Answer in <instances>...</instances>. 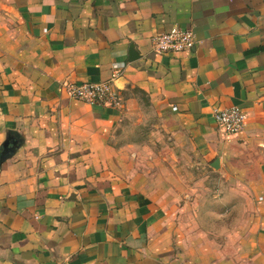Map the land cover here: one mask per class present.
<instances>
[{
	"label": "crops",
	"instance_id": "1",
	"mask_svg": "<svg viewBox=\"0 0 264 264\" xmlns=\"http://www.w3.org/2000/svg\"><path fill=\"white\" fill-rule=\"evenodd\" d=\"M173 26L195 48L154 52ZM115 63L120 107L69 95ZM232 105L227 135L213 112ZM7 137L0 264H264V0H0Z\"/></svg>",
	"mask_w": 264,
	"mask_h": 264
},
{
	"label": "built area",
	"instance_id": "2",
	"mask_svg": "<svg viewBox=\"0 0 264 264\" xmlns=\"http://www.w3.org/2000/svg\"><path fill=\"white\" fill-rule=\"evenodd\" d=\"M197 40L192 29L173 26L166 32L151 37V48L156 53H178L195 48ZM110 78L98 82L71 83L68 93L71 97L88 104L102 105L113 108L121 106V94L115 84L121 66H111ZM245 114L238 106L215 109L213 119L227 135L241 132L245 124Z\"/></svg>",
	"mask_w": 264,
	"mask_h": 264
},
{
	"label": "rangeland",
	"instance_id": "3",
	"mask_svg": "<svg viewBox=\"0 0 264 264\" xmlns=\"http://www.w3.org/2000/svg\"><path fill=\"white\" fill-rule=\"evenodd\" d=\"M187 170L191 173L190 175L192 174H195L194 175V178L196 176H199V180L201 181V185L199 186V189H201V192H212L213 194H218V193H221V191L224 189L222 188V186L219 184V182L216 180H213L211 179L209 176H211L213 173L211 171V169L209 168V166L207 164H203V166L200 168H196L195 166L191 165L190 167H187ZM192 180L193 179H190V182L187 183V186L191 187L193 186L192 184ZM224 185V184H223ZM236 185V184H235ZM190 188L187 187V190H189ZM204 201H206V204H204L203 206H208V200H206L204 198ZM240 201H237L240 205ZM189 216H187L188 218ZM209 216L208 215H204L202 214L201 215V223H203V225L205 224V221L207 220ZM236 217V216H235ZM193 218L190 217L189 219ZM213 219H216L218 220V224H225V216H217V217H212ZM223 232H219V234H221ZM220 235H218L219 237ZM208 237V236H206Z\"/></svg>",
	"mask_w": 264,
	"mask_h": 264
},
{
	"label": "water",
	"instance_id": "4",
	"mask_svg": "<svg viewBox=\"0 0 264 264\" xmlns=\"http://www.w3.org/2000/svg\"><path fill=\"white\" fill-rule=\"evenodd\" d=\"M129 54H130V60H134L136 58L132 47H130L129 49ZM20 144H21L20 138L16 140H12L11 138L7 137V139L2 144L3 149L0 153V163H2L7 157L11 156L14 153L16 147H18ZM212 166L214 167L218 166V159H215V162L212 164Z\"/></svg>",
	"mask_w": 264,
	"mask_h": 264
}]
</instances>
